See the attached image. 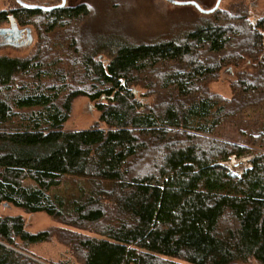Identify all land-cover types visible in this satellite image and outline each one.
<instances>
[{
  "label": "trees",
  "instance_id": "trees-1",
  "mask_svg": "<svg viewBox=\"0 0 264 264\" xmlns=\"http://www.w3.org/2000/svg\"><path fill=\"white\" fill-rule=\"evenodd\" d=\"M89 13L20 7L36 52L0 55V206L64 226L33 233L0 214V264H264V154L241 175L224 165L264 150V120L244 125L264 106V14L252 26L219 8L178 37L132 44L83 31ZM246 58L232 98L212 93ZM81 97L100 125L66 130ZM228 122L248 145L219 137ZM53 239L76 262L37 257Z\"/></svg>",
  "mask_w": 264,
  "mask_h": 264
},
{
  "label": "rangeland",
  "instance_id": "rangeland-1",
  "mask_svg": "<svg viewBox=\"0 0 264 264\" xmlns=\"http://www.w3.org/2000/svg\"><path fill=\"white\" fill-rule=\"evenodd\" d=\"M32 5L38 3L43 6H57L61 0H24ZM179 2L195 1L204 9L212 8L218 0H176ZM35 4V5H38ZM86 5L90 13L86 21L81 25L83 31H102L112 34L113 38L124 39L132 44L150 43L158 40H167L178 37L188 28L199 26L205 17L192 5H175L166 0H67V5ZM17 7L14 0H0V11L9 10ZM220 9L235 13H241L248 17L252 26L256 25L257 20L264 14V0H223ZM210 15V14H209ZM2 28V27H0ZM32 28V27H31ZM34 34V32H33ZM36 34H34V44L30 47L15 48L13 46H0V55L11 57H32L36 52ZM4 38L0 37V43ZM103 60L108 61V57L103 55ZM100 57V58H102ZM66 72L69 71L67 64ZM254 63L246 58L238 68L228 67L222 70L220 77L215 82L209 84L212 93L223 98L230 99L233 96L232 84L236 81V72H252ZM227 70V71H226ZM244 125L251 126L246 131L250 132L254 125L263 123L264 106L258 110H251L245 117ZM99 112L95 109L94 103L86 97L78 98L74 101L69 121L65 124L66 130H88L93 125H100ZM261 123V124H262ZM260 126V124H259ZM258 126V127H259ZM239 127L233 123H224L219 129V137L225 142L234 145L246 146L248 140L241 136ZM253 154L237 158L232 156L224 165L235 175H241V172L249 166V159L264 154L262 149H253ZM54 191H58L57 189ZM0 214L22 215L27 222V229L36 233L48 228L64 227L54 221L46 214H26L13 207L5 208L0 206ZM71 229V228H69ZM37 257L45 262L57 263L63 260L76 262L68 247L63 245L57 239L49 243L38 245L34 248ZM249 264H256L249 262Z\"/></svg>",
  "mask_w": 264,
  "mask_h": 264
},
{
  "label": "flooded vegetation",
  "instance_id": "flooded-vegetation-1",
  "mask_svg": "<svg viewBox=\"0 0 264 264\" xmlns=\"http://www.w3.org/2000/svg\"><path fill=\"white\" fill-rule=\"evenodd\" d=\"M17 4V7L12 8L10 7V15H13L16 21V29H12L11 33L6 34H0V37L4 38V41L0 43V46H13L15 48H23V47H30L34 44V34H36L35 30L32 29L30 26H23L22 23L19 22L17 17V11L22 7L19 5L16 0H14ZM23 2L27 4H31L27 1L22 0ZM25 8V7H24ZM9 20V17H8ZM10 28V22H8V25L0 28V29H9ZM34 32V34H33Z\"/></svg>",
  "mask_w": 264,
  "mask_h": 264
},
{
  "label": "water",
  "instance_id": "water-1",
  "mask_svg": "<svg viewBox=\"0 0 264 264\" xmlns=\"http://www.w3.org/2000/svg\"><path fill=\"white\" fill-rule=\"evenodd\" d=\"M166 1H168L172 4H175V5H192L193 7H195L198 11H200L203 14H212L220 8V5H221L223 0H218L215 7H213L212 9H209V10L203 9L195 1H188V2H179L176 0H166ZM16 2L19 5H21L22 7L39 9L42 11H52V10L62 9L64 7H66V5H67V0H61V3L57 6H43V5H35V4L32 5V4H27V3L23 2L22 0H16ZM9 22H10V28L9 29H0V34L11 33V30L13 28L16 29L17 25H16V21H15V18L13 15L9 16Z\"/></svg>",
  "mask_w": 264,
  "mask_h": 264
}]
</instances>
